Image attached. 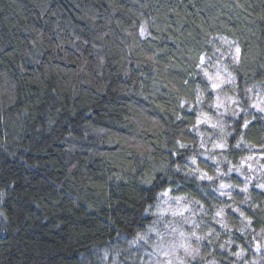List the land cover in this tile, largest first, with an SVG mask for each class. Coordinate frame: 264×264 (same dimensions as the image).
I'll return each instance as SVG.
<instances>
[{
  "label": "trees",
  "instance_id": "1",
  "mask_svg": "<svg viewBox=\"0 0 264 264\" xmlns=\"http://www.w3.org/2000/svg\"><path fill=\"white\" fill-rule=\"evenodd\" d=\"M217 57L232 63L226 71L238 88L264 92V0H0V264H78L77 254L94 242L143 234L121 222L117 229L128 233L121 237L108 217L133 211L124 195L128 178L171 155L162 143L176 125L192 127L184 120L169 129L165 113L192 95L194 82L207 81L204 71L215 73L209 69ZM178 111L197 125L195 111ZM250 143L242 154L258 168L264 143ZM230 179L243 180L236 173ZM255 183L249 193L264 200ZM245 211L249 230L241 236L233 228L229 251L245 250L237 264H264L253 239L264 222ZM151 221L147 215L142 227ZM210 251L223 257L220 264L237 261ZM123 264L143 263L133 256Z\"/></svg>",
  "mask_w": 264,
  "mask_h": 264
},
{
  "label": "clouds",
  "instance_id": "2",
  "mask_svg": "<svg viewBox=\"0 0 264 264\" xmlns=\"http://www.w3.org/2000/svg\"><path fill=\"white\" fill-rule=\"evenodd\" d=\"M227 68H232V63L225 65L224 60L217 57L211 61L209 71L215 70V73L220 72L228 76L231 79V83L227 84L229 87H222L214 92L208 81L202 78L200 84L194 82L190 86L192 95L189 98L179 101L170 114L165 113V122L169 129L176 121L184 120L192 127L176 125V130L162 143V147L171 155L164 158L159 166H138L136 174L128 178L129 189L124 195L128 197V207L133 211L125 213L124 216L118 213L114 218L108 217V227L118 231L121 237H127L128 233L123 228L117 229L116 226L121 222L126 227L135 223L143 234L134 230L131 240L126 242L135 245L137 241H142L143 245L151 248L157 256L163 252L166 259L159 264H220L223 257H220L218 252L210 251V247L227 253L228 257L235 256L237 261L229 260L228 264H237L243 259L245 250L241 248L239 252H231L229 248L235 244L233 228L241 236L249 230L251 219L245 208L255 213L258 221L264 222V200L249 193V185L254 179L256 183L253 186L264 191L260 187L264 185V165L252 167L248 162L253 161V157L242 154L245 148L251 149L254 146L250 143L252 139L264 143V112H259L252 106H259L260 101L264 100V92L257 96L250 95L255 85L248 87L247 83H242L238 88L236 78L226 71ZM186 104H193V107L186 108ZM218 104L222 107H217ZM181 108L185 112L195 111L197 118H203L206 114L215 127H209L211 132L201 131L191 118L179 114L178 109ZM170 116L174 119H170ZM253 121L259 123V129L254 126L247 127V133L239 131L241 126L245 128V122L249 126ZM193 131L194 136L190 135ZM254 131H259L260 135L254 136ZM217 145H223L224 150L221 151ZM176 156L180 159L176 160ZM236 156L240 159L234 163ZM200 157L204 160H200ZM253 162L258 164V161ZM246 168L248 170H245ZM157 173L162 174L157 177ZM232 173L242 177V183L231 180ZM241 189L248 191L242 192ZM237 190L244 195H234ZM177 191L183 195H175ZM165 197L191 212L188 217H182L180 225H191L187 233L178 232L173 228L172 231L157 230L153 235L156 221H151L152 226L147 229L142 227L149 210L154 207V203L150 201L155 202ZM224 197L227 199H222ZM187 205H191V208L187 209ZM112 206L115 207V204ZM217 213L220 215L217 216ZM233 213L239 219L233 218ZM215 225H219L222 231H218ZM164 227L166 229L167 225ZM177 233L179 240L175 239ZM257 238L259 243L255 248L259 252L264 249V228L253 237L254 240ZM182 245H187L188 250ZM248 245L251 248L252 241H248ZM112 250L113 244L106 239L94 242L91 247L77 254L78 264H104Z\"/></svg>",
  "mask_w": 264,
  "mask_h": 264
},
{
  "label": "rangeland",
  "instance_id": "3",
  "mask_svg": "<svg viewBox=\"0 0 264 264\" xmlns=\"http://www.w3.org/2000/svg\"><path fill=\"white\" fill-rule=\"evenodd\" d=\"M224 48L226 49V53H231L232 50H234L228 43L224 45ZM183 203L184 201L182 200L181 204ZM187 209H190L189 205H187ZM187 212L190 213L189 210L175 204L166 197L160 199L157 204L149 210L148 214L149 217H152L153 220L156 221L155 227L153 228V235H155L157 230L166 231L169 229L171 231L173 228H176L178 232L183 231V228L180 226L182 221H176V225L173 224V221L177 217H188L186 215ZM179 214H182V216ZM165 225H167L166 229L164 227ZM185 225L186 228L189 227V224ZM175 239H180L178 233ZM119 241L120 243L113 245V250L108 253L107 261L104 262V264H111V262H114V264H123L127 257L133 256L140 257L143 264H159L160 261H164L166 259L163 252L157 256L151 248H146L142 241H139V243H136L135 245L126 242V240ZM97 259L99 260V255H97Z\"/></svg>",
  "mask_w": 264,
  "mask_h": 264
},
{
  "label": "snow or ice",
  "instance_id": "4",
  "mask_svg": "<svg viewBox=\"0 0 264 264\" xmlns=\"http://www.w3.org/2000/svg\"><path fill=\"white\" fill-rule=\"evenodd\" d=\"M240 53H241V49L236 46L235 47V55L233 56V60L237 63H239V58H240ZM199 63L201 65L206 63V59L205 57L201 56L199 58ZM203 71V69H201ZM204 76L206 77L212 91H218L220 88L224 87L225 84L231 83V79L228 76H225L224 74L220 73V72H216L214 74H210L207 71H204ZM254 108L257 109V111L259 112H264V100H261L259 103V106L257 104H253L252 105ZM217 107H222V105H217ZM199 125H207L208 127H215L214 124L211 123L210 119L208 118V116L205 114L203 118H197V126ZM244 127L247 128L248 127V123L245 122ZM217 147L223 151V145H217ZM223 187V185L221 186ZM262 189H264V185L260 186ZM242 192H246L248 191L247 189H241ZM220 213H217V216H219ZM185 250L187 251V245H182Z\"/></svg>",
  "mask_w": 264,
  "mask_h": 264
}]
</instances>
